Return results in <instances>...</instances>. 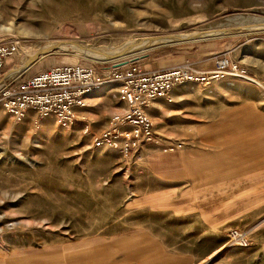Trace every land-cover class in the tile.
<instances>
[{"label":"rangeland","instance_id":"rangeland-1","mask_svg":"<svg viewBox=\"0 0 264 264\" xmlns=\"http://www.w3.org/2000/svg\"><path fill=\"white\" fill-rule=\"evenodd\" d=\"M0 17V27L17 29L3 37L20 38L22 47L2 76L51 43L110 51L216 30L224 32L120 61L137 57L164 70L198 46L226 47L258 83L177 88L174 103L159 100L149 110L161 142L129 158L92 147L93 135L124 108L116 87L89 97L88 134L80 122L64 130L47 119L38 128L33 113L16 122L0 103V264H264V250L252 245L264 237V29L239 30L264 22V0H0ZM120 61L93 62L66 48L37 59L22 78L59 63L105 74ZM232 230L251 247H232ZM130 240L132 260L101 254Z\"/></svg>","mask_w":264,"mask_h":264},{"label":"built area","instance_id":"built-area-1","mask_svg":"<svg viewBox=\"0 0 264 264\" xmlns=\"http://www.w3.org/2000/svg\"><path fill=\"white\" fill-rule=\"evenodd\" d=\"M3 35L0 33V82L4 80L0 103L6 113L16 122H23L33 113L38 128L47 119H53L64 130L80 122L85 124L84 134H88L92 126L85 116L90 106L89 97L104 88L116 87L124 108L112 115L99 135H93L92 147L112 148L125 158L137 155L145 146L161 142L149 110L159 100L174 103L177 88L191 85L208 91L228 79L258 84L248 69L229 56L219 58L210 71L200 70L189 62L146 71L135 62L100 74L94 65L59 63L26 78L22 76L29 69L13 79H5L7 74L2 75L8 65L20 55V42ZM181 148V143L170 144L165 151L173 153ZM228 237L232 247H251L247 236L238 230L230 231Z\"/></svg>","mask_w":264,"mask_h":264},{"label":"bare ground","instance_id":"bare-ground-1","mask_svg":"<svg viewBox=\"0 0 264 264\" xmlns=\"http://www.w3.org/2000/svg\"><path fill=\"white\" fill-rule=\"evenodd\" d=\"M240 19L242 17H239ZM0 20L2 18L0 17ZM257 21V20H256ZM264 22H258L256 24L247 25V26H241L239 30H247V29H264L263 27ZM17 29L13 24L10 26H1L0 27V33L4 34L15 32ZM224 31H216V30H209L206 32H200V31H194L188 35H172V36H157V37H151V38H143L140 40H134L129 43H127L123 48L116 49V50H110V51H96V50H90L86 47L69 43V42H63V43H51L47 44V46H43L40 48H37L33 51H31L28 55V60L24 65H21L17 68H14L8 72L5 79H13L14 77L21 75L23 72L30 69L31 65L39 58L44 56L45 54H50L55 51H60L62 49L70 48L72 52L82 55L84 58L89 59L93 62H111V61H120L122 59H126L128 57H132L141 53H144L145 51L162 45H170V44H178V43H185V42H193L198 40H203L206 38H212L215 37ZM19 33L21 36L24 37H33L35 36L34 31H27L21 29L19 30ZM5 37L7 34L4 35ZM9 36V35H8ZM17 39H20L16 37ZM15 38V39H16ZM16 39V40H17ZM20 42V41H19ZM21 42H20V49H21ZM4 81V80H2ZM2 83V82H0ZM0 87H3V83L0 85ZM111 87V86H110ZM113 91V90H112Z\"/></svg>","mask_w":264,"mask_h":264},{"label":"crops","instance_id":"crops-1","mask_svg":"<svg viewBox=\"0 0 264 264\" xmlns=\"http://www.w3.org/2000/svg\"><path fill=\"white\" fill-rule=\"evenodd\" d=\"M214 48L217 49V47H213L212 45L204 46V47L198 46L192 52H190V51L184 52L183 57H179L178 61H173V63H168L167 65H165V64L161 65V69H165V68L167 69V68H170V67L177 65V64L189 62L200 70L210 71V70L214 69L216 61L219 58H221L223 56H229L230 55V54H226V52H227L226 47L223 48L222 50H219L216 52L211 51ZM140 65L146 71L156 70L155 68L152 67L151 64L146 65V64L140 63ZM34 66H35V64L31 68H33ZM36 73H38V72H36ZM124 243L119 244L118 247L116 246L117 244H115L114 245L115 247H113L111 249L110 248H105V249L103 248L101 250V254L103 255L105 252L108 254L109 257H111L113 254L119 253L121 251V252H125L128 254V256H127L128 261L134 259L132 252L135 250V248H134L135 242L130 240L128 243L127 242H124ZM252 245H253V247L254 246L259 247V248L264 250V237H261L257 241H254L252 243ZM98 255H100V251H99V253L96 254V256H98ZM89 261L92 262L91 260H89Z\"/></svg>","mask_w":264,"mask_h":264},{"label":"water","instance_id":"water-1","mask_svg":"<svg viewBox=\"0 0 264 264\" xmlns=\"http://www.w3.org/2000/svg\"><path fill=\"white\" fill-rule=\"evenodd\" d=\"M138 61H139V58L134 57V58L131 59L130 61H120V62H118V63H116V64L114 65V67H115V68H119V67H122V66H124V65H126V64H128V63H135V62H138Z\"/></svg>","mask_w":264,"mask_h":264}]
</instances>
